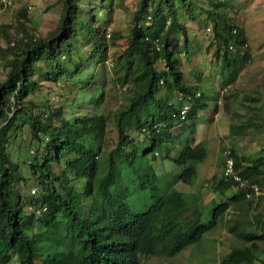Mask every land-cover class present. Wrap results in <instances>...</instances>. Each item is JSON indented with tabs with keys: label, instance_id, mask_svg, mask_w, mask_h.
I'll return each mask as SVG.
<instances>
[{
	"label": "trees",
	"instance_id": "1",
	"mask_svg": "<svg viewBox=\"0 0 264 264\" xmlns=\"http://www.w3.org/2000/svg\"><path fill=\"white\" fill-rule=\"evenodd\" d=\"M137 3L130 17L123 70L116 77L125 89L126 101L114 110L116 140L108 150L100 146L107 114L93 111L58 117L61 105H52L47 99H31L42 80L57 81V76L69 68L68 63L73 71L81 67L72 62L77 55L73 49L77 0H62L59 20L44 35L27 31L22 21L23 9V17L14 23H0V35L5 41L0 44V52L7 55L0 75V264H143L151 255L172 256L224 220L227 232L247 244L231 247L217 264H254L258 243L264 242V211L249 212L252 205H260L256 199L260 192L245 198L243 188L213 174L207 184L215 192L225 194L229 188L232 192L213 203L207 220L201 221L199 215L191 212L189 200L194 197H184L172 185L160 183L145 159L147 153L154 157L159 152L162 141L172 135L173 129L189 127L194 131V117L206 100H214L209 117L216 111V95L209 97L196 85L183 81L176 55L179 46L173 44L172 38L178 32L183 45L188 38L176 3L191 19L196 5L207 12L209 25L205 26L212 31L213 53L220 59L221 84L231 83L250 58L245 31L240 25L228 23L227 14L220 7L211 10L191 0ZM88 21L94 30V41L86 42L91 45L88 56L98 55L102 61L107 49L106 24ZM17 30L23 31L22 35ZM109 36L114 40L118 34ZM155 38L157 48L152 43ZM157 60L162 67L155 66ZM59 86L62 88V84ZM171 91L190 102L183 119L177 118L181 100L177 104L169 101ZM100 97L101 93L98 100ZM222 97L223 106L228 108L230 96ZM246 98L256 102L248 105L254 111L251 116L228 124L233 136L264 130V89L256 88ZM185 119L189 123L173 126ZM131 128L142 134V141L148 140L139 152L141 141L137 143L129 136ZM226 144L234 171L257 182L260 190L264 146L251 157ZM20 148L28 153L24 162L28 174L36 180L37 195L28 192L27 198L19 188L26 183L27 175L13 155ZM100 154H105L107 166L97 173ZM204 157V143L197 141L185 142L171 159L186 165ZM142 161L147 166L139 170ZM79 178H83L82 183ZM135 178L136 185L132 184ZM141 188L146 189L150 201L144 209L133 210L128 204L130 193ZM253 197L256 198L251 201ZM247 199L246 204L240 202L236 211H230L232 216L225 218L231 203ZM243 212L250 216L242 215ZM260 260L264 264V256Z\"/></svg>",
	"mask_w": 264,
	"mask_h": 264
},
{
	"label": "rangeland",
	"instance_id": "2",
	"mask_svg": "<svg viewBox=\"0 0 264 264\" xmlns=\"http://www.w3.org/2000/svg\"><path fill=\"white\" fill-rule=\"evenodd\" d=\"M191 1L211 10L220 7L227 14L228 23L242 26L246 34L250 58L238 70L235 79L231 83L221 84L220 59L214 55V43L210 40L212 31H209V36H205L207 33L205 25H209L206 18L207 12L196 5L193 7L195 16L191 19L184 9L178 7L179 4L176 3L178 15L186 26L188 38L186 45L182 44V36L178 32L172 38L173 44L179 46L176 55L183 72V81L196 85L197 90H203L209 97L216 95V111L211 115L212 117H209L214 100L213 98L206 100L203 108L199 109L196 117H194L197 133L194 132L195 130L190 131L189 127H185L181 130L180 139L177 138L178 135H175L174 139H178V141L172 142L174 146L170 152L166 151L165 142L162 141L159 152L157 151V154L153 153L154 157L147 153L145 159L151 165L160 183L166 187L168 184L172 185V187L181 191L184 197H194L189 200L192 207L191 212L199 215L201 221H205L208 218L212 204L220 199H225V195L232 192V189L229 188L225 194L218 193L211 188L212 185H208L212 180L211 176L209 177L210 173L214 172V175H217L220 171L221 163L218 162L219 147H222L224 143H229L235 147L237 152L247 153L254 157L258 155V149L264 146V130L261 132L250 131V133L239 136H233L228 131L229 123H237L253 113L254 110H250L248 105L256 104V102L247 99L246 95H251L256 88L264 89V0ZM77 2L79 5L75 13L77 35L76 39H73V49L77 55H75L76 60L73 59L72 62L74 65L75 63L81 65V67L78 71H73L71 69L73 66L68 63L69 68L60 77L57 76V81L42 80L40 88L31 94V99L37 102L47 99L52 105H61V111L57 112L58 117L80 115L93 111L107 114L108 121L105 125L103 142L100 146L108 150L116 140V131L113 124L114 110L120 102L124 103L126 101L125 89L117 83L116 77L123 70V53L127 45L130 17L138 5V0H77ZM21 9L24 10L22 21L27 31L44 35L54 28L59 20L62 11V0H0V23H14L18 17L22 18ZM89 19L104 22L110 34H118L114 40L110 38L111 35L106 36L107 49L104 53L105 59L102 61L97 59L98 55L88 56L91 50V45L88 43L94 41L93 25L88 21ZM8 30L11 31L12 27H9ZM17 32L22 35L23 31L17 30ZM4 43L5 41L0 35V44ZM6 56V54L0 52V75L3 71L2 63ZM132 56L134 57V55ZM155 66L157 68L162 67V62L155 61ZM88 74H90L89 77L85 78ZM59 84H62V88ZM163 89L161 88L160 92H163ZM221 89L223 90L221 91ZM100 93L101 97L98 100ZM224 94H228L231 99L228 108L223 106L222 96ZM182 123L187 124L189 120L179 121L173 126L179 127ZM173 131L180 132L176 129H173ZM25 134L24 132L23 135ZM128 134L134 138L135 142L141 141L137 146L138 152L147 145L148 140L144 139L142 141V134L134 128L129 129ZM195 137L198 141H202L205 146V157L202 160L192 161L189 166L178 165L170 159L168 155H177L178 144L183 142L189 144ZM13 155L15 156L14 159L21 165L22 172L27 175L26 183L19 185L24 198L29 197L28 192L34 194L33 196L37 195L36 180L28 174L27 165L24 162L28 153L24 148H20ZM99 161L100 166L97 173H102L104 171L103 167L107 166L105 154H100ZM145 163V161H142L139 170L147 166ZM131 176H133L132 173ZM77 180L82 183L83 178ZM135 181L136 178L132 181V184L136 185ZM205 181L208 184L204 186ZM261 186L258 198L253 197L250 199L253 201L256 198L260 205H252L250 214H254L255 210L258 209L264 211V179H262ZM248 200L231 203L225 213V218L232 216L230 211H236L240 202L246 204ZM149 201L150 198L146 189L141 188L130 193L128 204L133 210H142ZM249 213L243 212L242 215L250 216ZM245 244L247 242L234 238L227 232L226 221L224 220L206 230L198 241L190 243L172 256L159 257L151 255L145 259L143 264H217L223 254L231 247L239 248V246L243 247ZM258 247L254 264H262L260 259L264 256V242H259ZM13 261L12 259L10 262Z\"/></svg>",
	"mask_w": 264,
	"mask_h": 264
},
{
	"label": "built area",
	"instance_id": "3",
	"mask_svg": "<svg viewBox=\"0 0 264 264\" xmlns=\"http://www.w3.org/2000/svg\"><path fill=\"white\" fill-rule=\"evenodd\" d=\"M146 19L148 20V16H146ZM108 28L106 27V36H109L110 32L107 30ZM234 30V29H233ZM206 31L207 33L205 36L210 35V27L206 26ZM153 45L157 48V39L152 40ZM223 89H221L222 91ZM198 94V91L196 92ZM179 98L182 97V94H179ZM188 109L187 104H182L181 108L179 109L178 112V119H183L186 114V110ZM221 158H222V165L220 167V171L218 174V177L221 178L224 181H230L233 182L236 186L243 188V196L245 198H250L252 196H256L259 193V185L257 182L250 180L248 177L242 176L238 172L234 171L233 168V158L230 154V149L228 144L224 143L222 148H221ZM207 184V181H205L204 185Z\"/></svg>",
	"mask_w": 264,
	"mask_h": 264
},
{
	"label": "crops",
	"instance_id": "4",
	"mask_svg": "<svg viewBox=\"0 0 264 264\" xmlns=\"http://www.w3.org/2000/svg\"><path fill=\"white\" fill-rule=\"evenodd\" d=\"M161 93H162V92H161ZM179 94H180V93H177V92L175 93V91H171V92H170V96H171V97L169 98V101L174 102L175 104H177V101L181 100L180 105H181V104H187L188 107H189V103H190L189 101L184 100L183 97H181V98L178 97V98H177V96H179ZM180 105H179V106H180ZM197 112H198V111H197ZM196 114H197V113H196ZM198 114H199V113H198ZM197 116H198V115H197ZM180 129H181V128H180ZM194 132L197 133L196 128H195V131H194ZM180 133H181V131H180V132H176V131H173V130H172V132H171L172 135H171V136H168L167 138H165V139L163 140V141L165 142L166 151H168V152L171 151V148L174 146L172 142H173V141H178V139H180V136H179ZM175 135H178V136H177L178 139H174ZM197 137H198V136H197ZM197 137H195V139H194L191 143H189V144H194L195 142H197V141H198ZM184 141H185V140H184ZM221 143H222V142H221ZM221 143H220V145H221ZM180 144H181V145H180ZM180 144H178L179 147H177V150H176L177 153H178L179 149L181 148V146L184 144V142H183V143H180ZM220 149H221V146H220L219 149H218V154H219L218 157H219V159H220V160L218 159V162H219V163L221 162V150H220ZM167 155H168V153H167ZM168 156L170 157V159H171L172 157H175V155H172V154H171V155H168ZM218 157H217V158H218ZM189 163H190V162H187L186 165H189ZM189 166H190V165H189ZM219 167H220V166H219ZM219 170H220V169H219ZM213 174H215V173H214V172H213V173L211 172L210 175H209V177H210L211 175H213ZM209 177H208V178H209ZM197 199H198V198H197Z\"/></svg>",
	"mask_w": 264,
	"mask_h": 264
},
{
	"label": "clouds",
	"instance_id": "5",
	"mask_svg": "<svg viewBox=\"0 0 264 264\" xmlns=\"http://www.w3.org/2000/svg\"><path fill=\"white\" fill-rule=\"evenodd\" d=\"M154 153H156V151H154Z\"/></svg>",
	"mask_w": 264,
	"mask_h": 264
}]
</instances>
